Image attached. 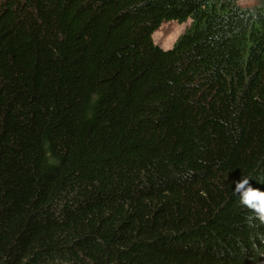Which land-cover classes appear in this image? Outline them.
<instances>
[{"label": "trees", "instance_id": "1", "mask_svg": "<svg viewBox=\"0 0 264 264\" xmlns=\"http://www.w3.org/2000/svg\"><path fill=\"white\" fill-rule=\"evenodd\" d=\"M243 175L264 0H0V264H250Z\"/></svg>", "mask_w": 264, "mask_h": 264}, {"label": "clouds", "instance_id": "2", "mask_svg": "<svg viewBox=\"0 0 264 264\" xmlns=\"http://www.w3.org/2000/svg\"><path fill=\"white\" fill-rule=\"evenodd\" d=\"M255 178L261 183H264V177L246 176L235 182L233 195L238 198L239 204L248 210V215L245 216V221L249 227H256L257 223L264 225V190L258 187H253L250 180ZM245 259L250 264H264V250L259 246L249 250L245 249Z\"/></svg>", "mask_w": 264, "mask_h": 264}, {"label": "rangeland", "instance_id": "3", "mask_svg": "<svg viewBox=\"0 0 264 264\" xmlns=\"http://www.w3.org/2000/svg\"><path fill=\"white\" fill-rule=\"evenodd\" d=\"M242 6H255L259 0H238ZM191 20L186 22L168 21L164 22L153 34L156 44L164 49L172 48L179 36L189 27Z\"/></svg>", "mask_w": 264, "mask_h": 264}]
</instances>
